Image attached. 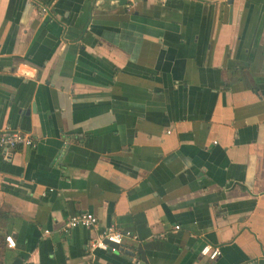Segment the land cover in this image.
I'll return each mask as SVG.
<instances>
[{"label": "crops", "instance_id": "obj_1", "mask_svg": "<svg viewBox=\"0 0 264 264\" xmlns=\"http://www.w3.org/2000/svg\"><path fill=\"white\" fill-rule=\"evenodd\" d=\"M5 130L0 264H264V0H0Z\"/></svg>", "mask_w": 264, "mask_h": 264}, {"label": "built area", "instance_id": "obj_2", "mask_svg": "<svg viewBox=\"0 0 264 264\" xmlns=\"http://www.w3.org/2000/svg\"><path fill=\"white\" fill-rule=\"evenodd\" d=\"M130 4H136L142 0H125ZM159 2L166 3L168 0H158ZM27 75V74H25ZM36 142L30 134L21 131L5 130L0 131V151L5 154L18 149V148H35ZM98 219L91 213L82 212L78 215L71 217L63 226L64 232H70L77 228L94 229L98 227ZM179 230L180 226H176ZM48 233V232H46ZM125 239H134L130 232H120L115 228H108L102 231L95 239L90 242V249L93 251L118 253ZM10 248H15V242L11 236L6 238ZM201 254L208 257L209 260L215 261L221 256L219 248H212L207 246L202 249Z\"/></svg>", "mask_w": 264, "mask_h": 264}, {"label": "water", "instance_id": "obj_3", "mask_svg": "<svg viewBox=\"0 0 264 264\" xmlns=\"http://www.w3.org/2000/svg\"><path fill=\"white\" fill-rule=\"evenodd\" d=\"M42 12H43V13H46V9L43 8ZM221 254H222V253H221ZM220 257H221V256H220ZM220 257H219V258H220ZM206 258H208V257H206ZM219 258H218V259H219Z\"/></svg>", "mask_w": 264, "mask_h": 264}, {"label": "trees", "instance_id": "obj_4", "mask_svg": "<svg viewBox=\"0 0 264 264\" xmlns=\"http://www.w3.org/2000/svg\"><path fill=\"white\" fill-rule=\"evenodd\" d=\"M41 2H43V3H47V0H40Z\"/></svg>", "mask_w": 264, "mask_h": 264}]
</instances>
